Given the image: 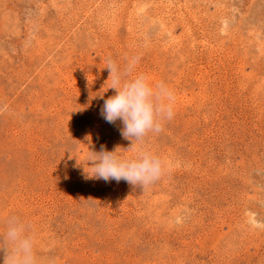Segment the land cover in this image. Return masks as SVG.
Instances as JSON below:
<instances>
[{
    "label": "rangeland",
    "instance_id": "374dc122",
    "mask_svg": "<svg viewBox=\"0 0 264 264\" xmlns=\"http://www.w3.org/2000/svg\"><path fill=\"white\" fill-rule=\"evenodd\" d=\"M134 56L174 102L128 150L101 109ZM102 146L160 178L90 177ZM10 216L41 264H264V0H0V236Z\"/></svg>",
    "mask_w": 264,
    "mask_h": 264
},
{
    "label": "clouds",
    "instance_id": "9594fccd",
    "mask_svg": "<svg viewBox=\"0 0 264 264\" xmlns=\"http://www.w3.org/2000/svg\"><path fill=\"white\" fill-rule=\"evenodd\" d=\"M138 61L139 57L134 56L121 66L108 57L105 67L110 80L107 89H114L115 94L104 100L101 115L109 123L122 122L121 135L131 141L128 150L142 145L148 133L160 132L163 121L173 115V92L162 81L153 85L147 75H133ZM128 150L116 147L106 151L102 146L98 153L90 151V177L117 182L123 179L142 188L160 178L164 165L157 155L146 149H139L132 158L120 154ZM29 229L30 225L17 216L7 219L6 229L0 236V249L6 250L3 264H41L35 251V237Z\"/></svg>",
    "mask_w": 264,
    "mask_h": 264
}]
</instances>
